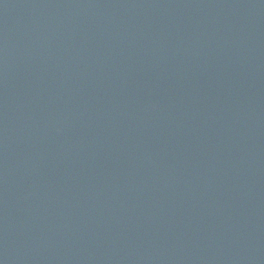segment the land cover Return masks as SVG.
Returning a JSON list of instances; mask_svg holds the SVG:
<instances>
[{"label": "water", "instance_id": "water-1", "mask_svg": "<svg viewBox=\"0 0 264 264\" xmlns=\"http://www.w3.org/2000/svg\"><path fill=\"white\" fill-rule=\"evenodd\" d=\"M0 264H264V0H0Z\"/></svg>", "mask_w": 264, "mask_h": 264}]
</instances>
